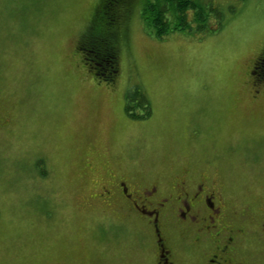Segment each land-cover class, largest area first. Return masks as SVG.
Masks as SVG:
<instances>
[{"label": "rangeland", "instance_id": "1", "mask_svg": "<svg viewBox=\"0 0 264 264\" xmlns=\"http://www.w3.org/2000/svg\"><path fill=\"white\" fill-rule=\"evenodd\" d=\"M100 1L0 0V264H154L147 229L107 206L112 174L170 182L186 170L233 207L264 209V82L250 73L264 0H207L219 30L161 38L132 0L114 27L112 83L78 48ZM133 89L147 116L134 103L127 114ZM244 241L234 262L264 264L258 228Z\"/></svg>", "mask_w": 264, "mask_h": 264}, {"label": "flooded vegetation", "instance_id": "2", "mask_svg": "<svg viewBox=\"0 0 264 264\" xmlns=\"http://www.w3.org/2000/svg\"><path fill=\"white\" fill-rule=\"evenodd\" d=\"M189 174L185 170L170 182L161 177L109 175L108 184H103L106 200H111L107 206L113 216L122 211L124 220L135 217L147 229L154 264H177L180 254L192 255L195 264H245L232 258L240 240L254 229L264 240V209L233 207L220 185L203 176L192 181Z\"/></svg>", "mask_w": 264, "mask_h": 264}, {"label": "trees", "instance_id": "3", "mask_svg": "<svg viewBox=\"0 0 264 264\" xmlns=\"http://www.w3.org/2000/svg\"><path fill=\"white\" fill-rule=\"evenodd\" d=\"M134 1V0H133ZM139 16L148 33L161 38L175 31L200 30L213 32L221 27L220 12L207 0H138ZM132 0H101L91 18V26L82 35L78 48L93 77L107 83L115 81L119 72L117 38L114 27L121 20L124 9ZM215 19L212 21L211 19ZM254 81L264 82V50L251 68ZM141 106L143 115L150 113V106L137 89L126 94L125 109L136 117L133 105Z\"/></svg>", "mask_w": 264, "mask_h": 264}]
</instances>
